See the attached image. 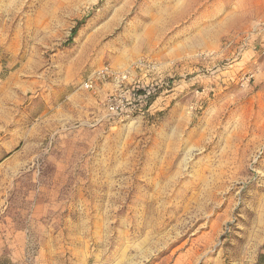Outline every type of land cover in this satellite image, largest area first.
<instances>
[{"label":"rangeland","instance_id":"obj_1","mask_svg":"<svg viewBox=\"0 0 264 264\" xmlns=\"http://www.w3.org/2000/svg\"><path fill=\"white\" fill-rule=\"evenodd\" d=\"M0 261L264 264V0H0Z\"/></svg>","mask_w":264,"mask_h":264},{"label":"built area","instance_id":"obj_2","mask_svg":"<svg viewBox=\"0 0 264 264\" xmlns=\"http://www.w3.org/2000/svg\"><path fill=\"white\" fill-rule=\"evenodd\" d=\"M111 76H115L117 82H118V88H117V93L114 95H111L108 99V108L110 111L118 113L119 110L123 109L124 105V97H123V92L121 86L123 85L126 75L125 74H115L113 70H111L108 66L103 67L100 71L96 72V74L92 77H89L88 79L85 80L84 86L89 88L92 87L94 84L95 80L98 79H105ZM95 79V80H94ZM121 88V89H119ZM122 92V93H121ZM149 95V93H148ZM147 94L145 95L146 97L148 96Z\"/></svg>","mask_w":264,"mask_h":264},{"label":"trees","instance_id":"obj_3","mask_svg":"<svg viewBox=\"0 0 264 264\" xmlns=\"http://www.w3.org/2000/svg\"><path fill=\"white\" fill-rule=\"evenodd\" d=\"M0 264H7V262H6V261H4V262H2V263H1V261H0Z\"/></svg>","mask_w":264,"mask_h":264}]
</instances>
